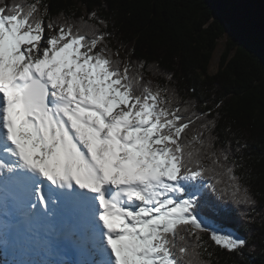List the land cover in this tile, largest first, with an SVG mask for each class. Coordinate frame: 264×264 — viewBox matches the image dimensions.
<instances>
[{
	"label": "snow or ice",
	"instance_id": "6c2138e0",
	"mask_svg": "<svg viewBox=\"0 0 264 264\" xmlns=\"http://www.w3.org/2000/svg\"><path fill=\"white\" fill-rule=\"evenodd\" d=\"M88 20L57 22L41 0H0V208L8 214L9 198L16 207L17 191L25 216L46 213L54 194L73 206L75 241L91 259L72 264H196L203 234L240 253L247 241L213 218L226 209L202 211L209 192L255 204L229 149L216 147L219 113L154 88L145 62L131 50L122 62L107 23Z\"/></svg>",
	"mask_w": 264,
	"mask_h": 264
},
{
	"label": "trees",
	"instance_id": "16d2710c",
	"mask_svg": "<svg viewBox=\"0 0 264 264\" xmlns=\"http://www.w3.org/2000/svg\"><path fill=\"white\" fill-rule=\"evenodd\" d=\"M6 2L27 4L33 0ZM41 3L48 6V17L57 22L88 20L95 12L107 23L106 30L112 33L108 43L113 51L119 50V59H128L131 50L134 63L145 62V81L154 88L166 86L181 102L191 101L195 112L211 109L213 117L219 113L216 147L229 149L255 204L238 207L217 201L209 192L204 214L213 216L217 206L226 209L213 218L225 234L245 239L247 246L230 255L215 247L207 234H203V242L211 253V264H264V0ZM223 39L217 71L211 74L214 53ZM132 71L135 74L139 69ZM216 104L221 107L215 108ZM197 252L193 257L196 264H207L208 254L201 249Z\"/></svg>",
	"mask_w": 264,
	"mask_h": 264
},
{
	"label": "bare ground",
	"instance_id": "6f19581e",
	"mask_svg": "<svg viewBox=\"0 0 264 264\" xmlns=\"http://www.w3.org/2000/svg\"><path fill=\"white\" fill-rule=\"evenodd\" d=\"M22 195V193L18 194V198H20V196ZM19 207H16L17 211L18 209L19 210H22V206H21V203L18 205ZM13 210V208L11 207H7V215H3L4 214V209H0V241H5L6 242V239L8 238L7 236V232L5 230V226L7 225L8 222L11 221V217H13L11 211ZM15 214V213H14ZM3 220V221H2ZM5 221V223H4ZM7 222V223H6ZM12 222V221H11ZM10 222V223H11ZM68 233L69 232H65L64 235L62 236H56L55 237V241H54V245H59L58 243L61 241V245H66L68 243V239L71 238L72 240V243H73V250L75 251V248L76 246L81 248L83 251L82 253L85 252V256L86 258H84L83 254H79L77 256V258L81 259V260H88V259H91V257L87 254V251L85 250V248L83 247V245H77L76 241H75V236L72 237V231H70V238L68 236ZM76 233V232H75ZM74 233V234H75ZM29 242V241H28ZM51 242L48 241V240H35V241H32L30 240L29 244L28 245H24V248L27 250L29 249L30 247H33V248H38L40 246V248L38 249L40 252H42V250H44L45 252L47 251H50V245L47 247L46 245L50 244ZM60 246V245H59ZM47 247V249H45ZM15 248V247H14ZM12 249V246L9 247V250ZM63 253V252H62ZM55 255H60L59 252L55 251L54 252ZM24 257V256H23ZM29 258V257H28ZM33 259H37L39 262H41L42 264H51L52 261H50L47 257H40L39 255L37 256H34ZM75 261V260H71V262H66L68 264H72V262ZM15 264H16V261H15ZM59 264H63V263H60L59 261Z\"/></svg>",
	"mask_w": 264,
	"mask_h": 264
},
{
	"label": "rangeland",
	"instance_id": "374dc122",
	"mask_svg": "<svg viewBox=\"0 0 264 264\" xmlns=\"http://www.w3.org/2000/svg\"><path fill=\"white\" fill-rule=\"evenodd\" d=\"M60 22H63V19H61ZM223 42H224V39L220 40L218 42V48H217L216 52L214 53V57H213V60L211 62V66H210V73L211 74H215L217 71L219 57H220V54L222 52L221 45H223ZM4 223H5V221H4ZM7 240H8V238L6 239V242L3 241V243L0 245V262L2 264L15 263V261H16V264H42L37 259L27 258V256L23 257L22 253L18 252V250L15 251L14 248H13V250L12 249L7 250V248H8ZM13 251H14V253H13Z\"/></svg>",
	"mask_w": 264,
	"mask_h": 264
}]
</instances>
